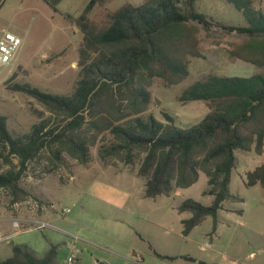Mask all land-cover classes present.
Listing matches in <instances>:
<instances>
[{"label":"rangeland","instance_id":"obj_1","mask_svg":"<svg viewBox=\"0 0 264 264\" xmlns=\"http://www.w3.org/2000/svg\"><path fill=\"white\" fill-rule=\"evenodd\" d=\"M145 0H96L81 18L88 0H1L0 34L10 32L21 39L12 61L0 65V115L12 134L26 132L46 110L15 85L28 84L54 94H68L77 79L78 49L85 29L101 30L107 15L121 5H140ZM264 11V0H251ZM194 9L203 14L206 30L198 26L199 57L188 60V74L178 84L164 85L155 79L149 87L151 104L146 113L161 119L164 111L180 128L198 122L207 112L203 102L180 103L183 89L205 75L249 77L264 75V67L230 58L227 49L242 36L229 27H243L239 12L224 0H195ZM96 148L91 159L80 165L66 159L64 167L44 172L46 161L28 166L20 183L28 197L12 203L10 194L0 189V261L11 255V247L27 246L42 257L50 245H57V264H67L74 250L79 264H197L151 254L184 255L206 264H264V189L245 185V173L264 164L261 154L235 151V163L228 186L241 202L225 203L218 212L216 230L206 217L188 236L180 231V221L190 216L178 213L185 199L210 205L203 195L205 177L185 189H173L168 196L144 198L143 180L128 174L119 161L105 165L98 161ZM0 154L3 155L0 151ZM12 165L16 160L9 158ZM9 164L0 158V172ZM68 211L66 212V210ZM238 211H241L238 213ZM43 221V228H32ZM17 226H14V223ZM143 239V240H142Z\"/></svg>","mask_w":264,"mask_h":264},{"label":"trees","instance_id":"obj_2","mask_svg":"<svg viewBox=\"0 0 264 264\" xmlns=\"http://www.w3.org/2000/svg\"><path fill=\"white\" fill-rule=\"evenodd\" d=\"M194 1L125 3L107 15L103 29H85L78 49L77 79L66 95L15 85L16 91L34 99L48 115L39 116L19 134L9 132L0 115V158L10 165L0 172V189L10 194L12 203L28 197L20 180L29 165L44 159L48 165L45 173L64 167L66 159L86 165L91 149L96 148L102 164L119 161L128 173L144 181L145 198L188 188L202 173L206 183L202 194L212 201L205 206L185 199L176 207L178 213L190 214L180 221L181 234L187 236L206 217L211 218L210 234L215 232L223 205L242 201L228 189L235 151L253 149L259 155L264 148V75L208 74L188 85L178 101L203 102L207 112L186 128L178 127L174 117L164 111L161 119L146 113L152 81L158 79L166 86L180 83L188 74L189 58L200 56L199 30L192 22L207 30ZM224 1L245 22L243 27L228 28L242 36L227 49L228 56L264 67V11L251 0ZM95 3L88 0L81 18ZM9 158L16 163L12 165ZM255 184L264 189V164L245 173V185ZM56 249L57 245H50L37 258L27 246L15 245L0 264H57Z\"/></svg>","mask_w":264,"mask_h":264},{"label":"built area","instance_id":"obj_3","mask_svg":"<svg viewBox=\"0 0 264 264\" xmlns=\"http://www.w3.org/2000/svg\"><path fill=\"white\" fill-rule=\"evenodd\" d=\"M21 45V39L10 33V32H3L0 34V65L8 64L12 61L17 52L18 48ZM68 209L66 210V212ZM14 226H17V223H14ZM46 224L43 221H36L32 228L38 229L45 227ZM67 264H79L78 257L76 252L73 250L72 253L66 259Z\"/></svg>","mask_w":264,"mask_h":264},{"label":"crops","instance_id":"obj_4","mask_svg":"<svg viewBox=\"0 0 264 264\" xmlns=\"http://www.w3.org/2000/svg\"><path fill=\"white\" fill-rule=\"evenodd\" d=\"M108 174H128V175H130V176H133V177H136V178H138L137 176H135V174H130V173H126V172H113V171H110ZM143 184H144V181H143ZM143 186V185H142ZM142 193H143V187H142ZM143 195V194H142ZM144 197V196H143ZM145 198V197H144ZM151 199V198H150ZM154 199V198H153ZM178 206V205H177ZM176 206V207H177ZM180 234H181V231H180ZM182 235V234H181ZM183 236V235H182ZM188 236V235H187ZM187 236H183L184 238H186ZM143 240V239H142ZM150 251V253L151 254H154V253H156V254H158V255H160V256H168V257H173V258H180V257H183L184 255H179V254H177V255H174V254H160V253H157V252H155L154 250H149ZM8 257H10V255H7V257L6 258H8ZM78 257V256H77ZM192 258V257H191ZM181 259V258H180ZM192 259H194V258H192ZM184 262H187V260H184V259H182ZM195 260V259H194ZM188 262H191V261H188ZM198 262H200V261H194L193 263H197V264H199ZM78 263H79V258H78ZM202 263H204V262H202ZM98 264V263H97ZM204 264H206V263H204Z\"/></svg>","mask_w":264,"mask_h":264}]
</instances>
